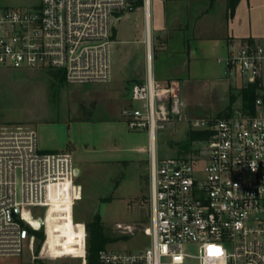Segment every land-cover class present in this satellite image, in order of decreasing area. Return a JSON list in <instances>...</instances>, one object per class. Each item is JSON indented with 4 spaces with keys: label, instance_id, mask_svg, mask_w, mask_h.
I'll return each instance as SVG.
<instances>
[{
    "label": "built area",
    "instance_id": "2783aa9c",
    "mask_svg": "<svg viewBox=\"0 0 264 264\" xmlns=\"http://www.w3.org/2000/svg\"><path fill=\"white\" fill-rule=\"evenodd\" d=\"M137 1L0 7V68L59 70L69 84L109 83L113 19ZM224 65L229 77L248 79L245 87L258 85L254 112L193 118L177 82L161 84L148 73L132 87L133 106L122 115L131 131L149 136L150 244L138 252L105 249L97 264H264V42L231 43ZM173 123L203 137L190 154L159 160L158 134ZM8 128L0 130V258L22 257L32 232L48 231L54 197L78 176L72 154L43 152L36 130ZM40 209L49 210L43 218ZM76 226L73 254L43 248L40 257L86 259V226Z\"/></svg>",
    "mask_w": 264,
    "mask_h": 264
},
{
    "label": "rangeland",
    "instance_id": "374dc122",
    "mask_svg": "<svg viewBox=\"0 0 264 264\" xmlns=\"http://www.w3.org/2000/svg\"><path fill=\"white\" fill-rule=\"evenodd\" d=\"M39 2L0 0V7L28 8ZM137 11L132 21L123 20L121 23L123 26L131 24L133 31L136 30L133 35L138 39L144 19L142 10ZM113 23L118 27L115 19ZM142 48L145 49L143 55ZM145 53L146 47L140 42L130 45L112 43V79L109 83L78 85L66 82L59 91L52 87L50 70L0 68V130L16 126L36 129L38 123L52 120H105L114 116L124 119L123 111L132 107L129 96L134 86L133 80L126 78L134 79L136 70L146 67ZM247 80L233 76L216 86L188 85L183 87L182 93L189 101L201 106L193 111V117H215L229 113L225 109L231 95L236 97L232 109L242 106L240 89ZM189 133L184 123L168 124L158 134V159L190 154ZM143 156L141 153L137 157ZM145 161L142 164L76 163L78 176L75 184L60 190L56 196L60 202L52 204L48 216V231L45 228L39 231L44 234L42 243L36 235V241L31 239L26 243L22 257H1L0 264H87L86 259H42L40 254L43 248L45 253L54 255L73 254L78 245L76 223L86 226L97 217H100L105 235L113 240L107 244L106 250H144L150 244L146 233L150 227V154ZM48 211L36 210V216L43 218ZM31 222L35 227L42 224V220Z\"/></svg>",
    "mask_w": 264,
    "mask_h": 264
},
{
    "label": "crops",
    "instance_id": "0c3cea01",
    "mask_svg": "<svg viewBox=\"0 0 264 264\" xmlns=\"http://www.w3.org/2000/svg\"><path fill=\"white\" fill-rule=\"evenodd\" d=\"M137 10H142L144 19L138 39L131 24L121 23L132 21ZM115 23L119 25L113 23V43L140 42L146 47V67L136 70L134 79H126L141 83L149 73L161 84L177 82L184 112L193 117V111L201 106L189 101L186 94L183 96V87L220 85L230 78L224 64L231 43L264 42V0H238L233 15L228 0H138L118 14ZM129 101L133 106L130 96ZM36 126L39 148L43 152L70 153L75 166L107 162L142 164L149 156L148 133L131 131L124 119L115 116L105 120H52ZM141 153L144 156L137 157Z\"/></svg>",
    "mask_w": 264,
    "mask_h": 264
},
{
    "label": "trees",
    "instance_id": "16d2710c",
    "mask_svg": "<svg viewBox=\"0 0 264 264\" xmlns=\"http://www.w3.org/2000/svg\"><path fill=\"white\" fill-rule=\"evenodd\" d=\"M238 0H228V5L231 11V15L234 14V8ZM50 75L52 76V87L55 91H59L62 89L66 83L65 76L62 71L59 70H50ZM259 89L258 85H249L248 87H244L240 90V95L242 97V109L244 111L254 112L255 111V100L258 97ZM236 101V97L234 95L230 96V103L226 108V111L229 113L221 114L219 116H229L233 113L232 106ZM89 118L84 119V121H89ZM203 137L202 132H190L188 136L189 142H193L194 140L201 139ZM87 230V264H97L98 256L101 251L105 250L108 243L112 242L111 238H108L104 233L103 225L101 224L100 217L94 219V221L86 224ZM37 235L38 239L42 243L44 240V234L40 232H32ZM39 245L38 248H40ZM42 264L41 262H39Z\"/></svg>",
    "mask_w": 264,
    "mask_h": 264
},
{
    "label": "bare ground",
    "instance_id": "6f19581e",
    "mask_svg": "<svg viewBox=\"0 0 264 264\" xmlns=\"http://www.w3.org/2000/svg\"><path fill=\"white\" fill-rule=\"evenodd\" d=\"M69 186H70V185L68 184L66 187H69ZM56 196H57V195H56ZM56 196L54 197L53 203H55V202H56V203H59V202H60V200L57 199ZM53 203H52V204H53ZM31 220H32V219H31Z\"/></svg>",
    "mask_w": 264,
    "mask_h": 264
}]
</instances>
